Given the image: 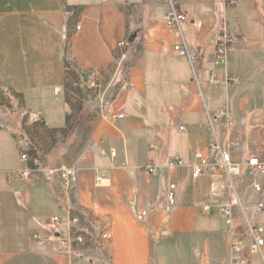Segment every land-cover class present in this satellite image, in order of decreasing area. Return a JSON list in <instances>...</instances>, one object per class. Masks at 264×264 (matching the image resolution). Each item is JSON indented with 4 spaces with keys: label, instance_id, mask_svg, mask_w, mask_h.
Returning a JSON list of instances; mask_svg holds the SVG:
<instances>
[{
    "label": "crops",
    "instance_id": "crops-1",
    "mask_svg": "<svg viewBox=\"0 0 264 264\" xmlns=\"http://www.w3.org/2000/svg\"><path fill=\"white\" fill-rule=\"evenodd\" d=\"M177 1L190 18L183 32L197 50L194 69L173 51L164 0H0V264L229 263L221 212L229 179L221 171L194 179L201 161L195 153L220 160L215 146L228 149L229 138L217 115L227 109L233 160H264V5L255 6L261 26L254 38L240 25L231 29L222 14L235 2ZM225 27L235 40L227 67L215 69L211 40ZM124 40L128 58L119 64L115 49ZM213 70L221 79L214 86L208 84ZM228 77L238 82L227 86ZM175 159L185 166L169 169ZM150 163L156 174L145 170ZM43 165L78 169L72 195L52 173L38 185L8 181L9 172ZM248 170L236 181L248 212L238 214L234 236L244 244L250 243L247 220L264 227V212L254 208L264 193L254 194ZM171 184L177 186L173 207ZM56 206L60 214L46 223L32 216ZM86 213L101 217L111 240L102 248L90 242L59 251L50 242L54 231L67 237L70 214ZM253 257L264 264V251Z\"/></svg>",
    "mask_w": 264,
    "mask_h": 264
},
{
    "label": "built area",
    "instance_id": "built-area-1",
    "mask_svg": "<svg viewBox=\"0 0 264 264\" xmlns=\"http://www.w3.org/2000/svg\"><path fill=\"white\" fill-rule=\"evenodd\" d=\"M168 5V13L165 16L164 23L168 34L173 38V51L178 56L186 58L193 69L196 66L197 50L191 47L185 38L183 32V25L190 22V18L187 14L179 10V3L177 0H164ZM81 28L77 27V31ZM235 40L234 34L225 27L219 31L211 40V44L214 47V68H225L229 62V53L232 50V44ZM130 44L127 40L121 41L117 44L115 52L117 54V61L122 64L128 58V48ZM94 78V79H93ZM91 86L93 88L98 87L97 77L93 75ZM221 82L219 74L216 70L211 72L208 84L217 85ZM226 85L230 86L233 83H237L238 79L228 77L226 79ZM199 84V83H198ZM131 86L130 83H126L124 88L127 89ZM119 117H123L120 115ZM217 117L225 120V134L229 138L228 149H221L215 146V149L219 151L220 160L211 163L208 158H204L199 152L195 153V157L200 159V163L194 166L193 177L198 179L205 173H213L221 171L229 179V200L226 204L221 206V212L224 217L225 227L228 230L230 236V253L228 264H256L253 256L262 254L264 251V227L256 226L251 221H246L245 234L250 240L249 244H244L237 241L235 238L234 229L238 221V214L247 217L248 209L246 208L240 190L237 186V179L243 174V167H247L249 175L252 177V189L255 195L262 197L264 193V185L260 182L259 178L264 177V160L258 157H252L248 159L245 165L233 160L232 148L235 146L231 138V127L233 125V117L230 115L227 109L221 110ZM210 123L213 125L214 118L209 115ZM184 130V128H181ZM112 156H116V152H112ZM27 155L22 156V161H27ZM185 166L184 162L180 159H175L169 162L167 167L169 169H175ZM149 174H156L157 167L151 163L145 169ZM46 173L56 174L61 182L63 190L68 195H72L79 183L78 169L71 166H59L52 169L43 166H31L24 170L17 172H9L7 174L8 181L19 179L29 185H38L41 183L43 175ZM105 184L103 177L96 178V185L102 187ZM177 186L171 184L169 186L167 200L171 207L177 203L176 197ZM257 212H264V200L259 198L254 205ZM203 209L208 211L210 205H204ZM94 214V213H92ZM90 213L86 214H70L68 220L69 235L64 237L58 234L57 230L53 233V240L55 241L56 248L59 251H65L68 253L74 252L77 247L82 245H88L92 242L98 248H102L111 240V234L102 226L100 219L92 216ZM53 226H59L61 224V218L55 216L51 219ZM38 238L37 236L35 237Z\"/></svg>",
    "mask_w": 264,
    "mask_h": 264
},
{
    "label": "rangeland",
    "instance_id": "rangeland-1",
    "mask_svg": "<svg viewBox=\"0 0 264 264\" xmlns=\"http://www.w3.org/2000/svg\"><path fill=\"white\" fill-rule=\"evenodd\" d=\"M228 2H235L237 6H229L227 9L222 8V14L227 17V23L230 28L239 27V25L243 28V30L250 34V36L257 38L255 36L254 27L255 25H260L259 20L257 19V15L255 12V6L259 1L264 5V0H226ZM261 26V25H260ZM244 32V33H245ZM22 140V137H21ZM20 156V150H17ZM17 155V154H16ZM15 162L16 156L14 158ZM67 166V165H66ZM20 167H22L20 165ZM43 167H45L43 165ZM59 167V166H55ZM53 167V168H55ZM54 214H60L59 208L56 207H46V208H38V211L34 212L32 216L34 218H38L39 221L46 223L47 219ZM92 214V213H90ZM96 218L100 219V216L92 214ZM101 220V219H100ZM54 248V246H53Z\"/></svg>",
    "mask_w": 264,
    "mask_h": 264
},
{
    "label": "water",
    "instance_id": "water-1",
    "mask_svg": "<svg viewBox=\"0 0 264 264\" xmlns=\"http://www.w3.org/2000/svg\"><path fill=\"white\" fill-rule=\"evenodd\" d=\"M136 39V35H134L131 39L130 42L133 43ZM82 78L84 80L85 83H88V77L86 75H82Z\"/></svg>",
    "mask_w": 264,
    "mask_h": 264
}]
</instances>
